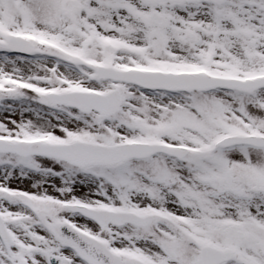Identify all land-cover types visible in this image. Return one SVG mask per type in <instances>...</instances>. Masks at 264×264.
I'll list each match as a JSON object with an SVG mask.
<instances>
[{"label": "snow or ice", "instance_id": "1", "mask_svg": "<svg viewBox=\"0 0 264 264\" xmlns=\"http://www.w3.org/2000/svg\"><path fill=\"white\" fill-rule=\"evenodd\" d=\"M0 264H264V0H0Z\"/></svg>", "mask_w": 264, "mask_h": 264}]
</instances>
